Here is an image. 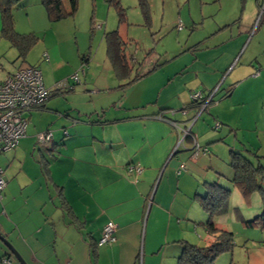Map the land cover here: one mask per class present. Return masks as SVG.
<instances>
[{
  "label": "crops",
  "instance_id": "obj_1",
  "mask_svg": "<svg viewBox=\"0 0 264 264\" xmlns=\"http://www.w3.org/2000/svg\"><path fill=\"white\" fill-rule=\"evenodd\" d=\"M33 1L24 3L20 13L27 22H32L34 7L40 15L37 28L64 24L49 23L40 1ZM195 2L200 14L192 18L187 0L190 16L177 32L203 19H215L210 32L192 38L178 52L165 56L163 63L157 58L152 66L148 63L134 72L131 67L130 78H139L129 85L117 79L108 61V67L102 63L97 73V65L85 71L84 56L80 66L63 56L57 38L51 43L45 42L46 37L41 43L38 40L41 59L35 63L27 59L30 50L17 60L13 49L16 57L7 68L4 42L11 47L0 36V82L22 67H34L46 89L51 91L66 80L69 87L50 93L42 108L25 113V136L12 151L0 154L7 190L0 202V234L26 264H177L180 242L196 246L212 242L202 226L207 215L195 197L218 172L229 174L223 165L229 146L236 144L228 143L222 132L211 133L197 125L200 116L190 131L207 152L193 157L189 151L193 142L184 140L177 146L181 136L173 124L181 126L197 115L198 109L190 106L193 93L218 88L214 104L232 101L241 86L253 79L251 75L262 76L264 23L251 32L261 0H226L222 16V0ZM13 18L17 31L20 15L13 12ZM29 26L27 34L37 33L35 25ZM87 56L84 66L90 64V51ZM104 57L107 60L106 53ZM77 72L76 86L69 77ZM220 120L231 125L222 115ZM45 131L51 132V140L36 146L35 135ZM237 131L235 127L228 132L236 136ZM215 142L225 151L213 149ZM128 165H139L141 173L129 172ZM253 200L250 195L247 204ZM242 203L234 208L239 217L250 219L262 211L260 204L253 214L242 215ZM230 206L228 202L227 213ZM221 218L215 224L223 229ZM108 222L116 225L115 240L97 247ZM6 253L0 243V258ZM13 260L11 264H19Z\"/></svg>",
  "mask_w": 264,
  "mask_h": 264
},
{
  "label": "rangeland",
  "instance_id": "obj_2",
  "mask_svg": "<svg viewBox=\"0 0 264 264\" xmlns=\"http://www.w3.org/2000/svg\"><path fill=\"white\" fill-rule=\"evenodd\" d=\"M118 1L120 7L124 9L125 14V22L120 25L114 7L108 5L105 0H79L78 9L73 19L63 20L64 24L57 26L53 25V28H51V26L37 28V26H39L38 22L40 15L34 12V7L31 9V16L29 17L32 22H27L20 14L24 11L22 9L25 6L24 3L32 2L33 4L34 1L22 0L13 11L15 16L16 13L20 15L16 32L27 34L29 32L27 30L30 28L29 23H32L37 29V33L34 35L39 38L40 43L43 42L42 40H44L45 37L46 43L54 42L57 38L61 44L63 56L72 59V61H76L79 66L81 65V56H87L90 51V64L81 66L87 71L89 67L97 65V67L95 66V73H97L99 69L98 66L100 67L104 64L108 67V62L104 57L105 44L103 35L118 30L119 35L126 43L125 53L134 72L137 71V69L147 67L148 63L152 66L157 58H160V62L163 63L165 56L168 57L170 54L178 52L179 47L185 46L186 43L189 44L190 41L192 42V38L197 36L200 37L210 32L207 31L208 27L212 26L213 21L216 22L215 19H203L201 24L196 23L192 25V28L185 27L182 32H177L178 25L184 23V18L187 17L188 19L190 16L187 9L188 5L185 4L187 0H183L184 3L182 5L180 4L181 6H178L177 2H181L182 0H147L151 24L145 26L137 0ZM222 1L224 12H221L220 16L225 13L228 5L226 4V0ZM190 3L191 16L192 18H197L198 13L200 14V11H198L199 6L195 0H190ZM261 3H264V0H261ZM210 6L212 5H209V7ZM228 7L231 10L233 5ZM261 10L258 8V13L256 12L258 17H256V23H254L251 32L259 25L260 27L263 26L264 15L262 19L261 15L264 13V8L262 12ZM91 21H93L92 24ZM200 21L201 20H198L196 22ZM94 24L95 29L93 31L92 28ZM97 25H101L100 29L96 28ZM4 43L5 47L3 51L7 49L4 56L9 65L7 68H11L16 53L13 49H8V45L6 42ZM35 45L30 49L28 54L27 59L29 62L35 63L37 60L41 59L38 44ZM254 75H251L253 79H249V81L241 86L236 96L232 98V101L228 99L219 101V99H217L219 102L211 104L208 108V111H211L204 113L197 125L204 126L206 131L211 133L217 134L218 132H222L224 139L228 143L232 145L236 144L235 147L242 151L244 150L243 148L250 150L251 154L244 153L253 160H255L253 158L254 154L262 156L261 163L264 167V72L261 77L259 74H257V76ZM69 83L72 84V81L70 80ZM220 115L227 121H230L231 125H227V123H223L221 120L217 121ZM216 122H221L223 124L220 126V129H214ZM28 127L29 130L31 128L30 123ZM235 127L238 128V131L235 132L236 136L228 132L230 128ZM238 143H240V145ZM212 144L215 145L213 146L215 150L223 149V151H225L226 149L224 145L219 143L215 142ZM212 144H208L207 147H210ZM37 145L43 147L46 144L43 145L36 142V146ZM225 163L223 165V170L228 169L227 171L229 172V168ZM3 179L6 182L5 175H3ZM3 191L6 192L7 190ZM234 191H236V194L231 193L229 198L231 206L228 213L226 212L221 216V219L225 222L223 230L233 235V245L231 250L219 254L212 264H264V229L243 227L240 222L235 220L237 210H234V208H239L237 205L239 201H243V203L240 204L242 215L253 214V210L258 208L261 204L258 199L260 194L258 192L251 194L253 195V202H256L252 203L251 201L252 204L248 205L246 198L236 189ZM227 218L229 219L228 221ZM205 222L206 219L202 221L203 224ZM197 246L201 247L200 245ZM13 262L17 263L15 260H13Z\"/></svg>",
  "mask_w": 264,
  "mask_h": 264
},
{
  "label": "trees",
  "instance_id": "obj_3",
  "mask_svg": "<svg viewBox=\"0 0 264 264\" xmlns=\"http://www.w3.org/2000/svg\"><path fill=\"white\" fill-rule=\"evenodd\" d=\"M21 1L22 0H0V36L5 39L9 43L10 47L18 53L17 60H23L29 50L39 40V38L32 33L18 34L15 31L13 11L18 7ZM78 1L79 0H40V4L45 11L48 22L55 24L62 22L63 20L73 19L78 9ZM105 2L114 7L118 16L119 25L124 23V9L120 7L119 1L105 0ZM137 4L143 17L144 25L149 26L151 24V16L147 0H137ZM263 15L264 13H262L261 19ZM92 23L93 21H91V24ZM92 29L94 31L95 24ZM103 41L105 44L107 61L109 62L117 79L119 81H123L125 85H129L136 81L139 76L130 78L131 66L125 53L126 43L119 35L118 30L105 33L103 35ZM81 61L82 65H86L89 61V56L82 57ZM76 84L79 83H75L74 85ZM68 88L69 87L60 89L55 88L51 91L49 90L48 95L53 92L60 93ZM214 90L206 94L200 93L201 99L197 101H193L191 99V96L196 92L193 93L190 96V106L198 109L199 111L201 104L211 96ZM218 91V88L214 91L208 105L199 114L197 119L204 113H208V107L215 102L214 98ZM229 92L230 91H227L222 98L226 97ZM44 103L34 110L42 108ZM191 122L192 119L183 124L181 123V126L179 125L180 123L177 124L185 129L191 125ZM220 126V124L215 123L214 129H219ZM191 135L193 138L186 137L185 140L187 143H192L193 140H195L194 135L192 133ZM243 149L244 150L242 151L236 147L229 146L228 161L226 163L229 168V174L226 175L225 173L218 172L213 181L204 182L202 184L201 193H196L198 196L195 197L196 201L199 207L207 215V220L202 226L206 230L207 234L212 238V242L207 246L201 247L185 241L180 242L181 252L178 257L177 264H212L219 254L231 250L233 245V235L228 231L218 228L215 224V219L227 212L232 187L236 188L246 199L254 192H258L260 194L262 204V211L260 214L255 215L250 219L242 218V216L239 217V215H236L235 217L239 218L240 223L245 228L264 229V167L261 163L262 156L254 154L253 158L255 160H253L244 153L246 152L251 154L250 150H247L246 148ZM189 151L192 153V148ZM206 152L207 149L205 147L198 146L197 155H203L206 154ZM3 249L5 248L3 247ZM5 257L12 259L9 253H6V255L1 258Z\"/></svg>",
  "mask_w": 264,
  "mask_h": 264
},
{
  "label": "built area",
  "instance_id": "obj_4",
  "mask_svg": "<svg viewBox=\"0 0 264 264\" xmlns=\"http://www.w3.org/2000/svg\"><path fill=\"white\" fill-rule=\"evenodd\" d=\"M263 8L264 3H261L260 9L263 10ZM100 27V25L96 26V28L99 29ZM177 28L180 30L181 25L179 24ZM81 72L83 73V70H81ZM78 75V72L74 73L69 77V80H71L73 84L78 83ZM67 81L68 80L60 82L55 88H66ZM214 91L211 96L201 104L200 109L202 111L208 105ZM48 92L49 90L46 89L43 84L41 72L34 67H22L0 82V154L12 151L17 146L19 140L25 136L26 120L24 114L42 105L47 99ZM191 99L193 101L200 100L201 94L195 93L191 96ZM189 127L183 129L177 124H173V128L179 132L181 136L177 146H179L186 137L192 136ZM51 137L52 134L50 131L38 133L36 135V142L38 144H45L51 140ZM197 152L198 145L195 140H193L192 156H196ZM127 170L139 174L142 169L139 165H128ZM5 186L6 183L3 179L2 170L0 169V202ZM115 231L116 225L114 223H106L102 228L96 246L101 247L114 242ZM11 263L12 259L9 257L0 259V264Z\"/></svg>",
  "mask_w": 264,
  "mask_h": 264
},
{
  "label": "water",
  "instance_id": "obj_5",
  "mask_svg": "<svg viewBox=\"0 0 264 264\" xmlns=\"http://www.w3.org/2000/svg\"><path fill=\"white\" fill-rule=\"evenodd\" d=\"M202 112V110L200 109L197 112V115L195 116V118L192 120V124L189 127V129L191 130L192 126L194 125L197 117L199 116V114ZM185 140V139H184ZM183 140V141H184ZM191 150V149H190ZM0 243L1 245L7 250V252L10 254V256L17 261L19 264H26L23 259L21 258V256L17 253V251L12 247V245L0 234Z\"/></svg>",
  "mask_w": 264,
  "mask_h": 264
}]
</instances>
